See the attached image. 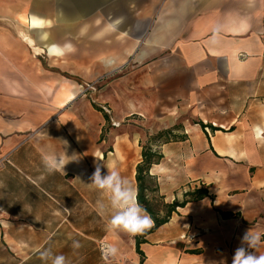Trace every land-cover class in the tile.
Returning a JSON list of instances; mask_svg holds the SVG:
<instances>
[{
  "label": "crops",
  "instance_id": "1",
  "mask_svg": "<svg viewBox=\"0 0 264 264\" xmlns=\"http://www.w3.org/2000/svg\"><path fill=\"white\" fill-rule=\"evenodd\" d=\"M165 4L167 17L161 18L157 32L161 42L150 58L143 53L136 60L142 84L153 91L159 122L182 119L186 139L153 146L162 159L150 175L166 204L183 202L186 193L198 189H206L209 197L178 208L169 223L145 239L144 264H232L249 229L261 234L252 251L264 255V0ZM28 19L40 20L38 26L28 24L32 29L51 26L36 16ZM48 48L55 55L62 53ZM5 53L10 58L14 47ZM46 119V110L20 96L15 87L0 88V239L12 242L19 223L11 220H22L25 234L31 236L24 243L30 252L25 264L44 248L55 255L62 252L65 230L78 233L73 226L65 227L71 213L58 201L60 209L47 200V208L40 209L48 192L63 196L64 189H76L69 176L79 165L69 162L65 174L45 171L43 152L64 154L62 136L59 147L35 141L33 135L42 133L36 129ZM52 184L59 194L49 189Z\"/></svg>",
  "mask_w": 264,
  "mask_h": 264
},
{
  "label": "rangeland",
  "instance_id": "2",
  "mask_svg": "<svg viewBox=\"0 0 264 264\" xmlns=\"http://www.w3.org/2000/svg\"><path fill=\"white\" fill-rule=\"evenodd\" d=\"M166 2L0 0V88L15 87L20 96L46 110V121L36 129L42 133L33 135L37 136L36 142L46 143L49 148L59 147L62 136L64 152L79 158V165L69 176L76 189H64L63 196L47 191L49 197L43 195L40 202V209L47 208V201L60 209L55 202L58 201L64 212L71 213L64 225L77 228L78 233L65 230V249L57 252L66 256L70 264H138V235L109 230L113 210L108 194L88 183L100 164L102 174L106 175L108 169L117 170L137 195V166L143 161V147L162 146L182 136V119L175 124L159 122L156 107L153 108V91L142 84L141 65L136 60L143 53L146 59L150 58L152 49L161 42L157 32L161 18L167 17ZM19 15L49 20L51 26L32 29ZM49 39L53 44L48 45ZM68 44L72 45V52L65 47ZM48 46L62 53L55 55ZM13 47L15 53L8 58L5 52ZM59 91L74 94L75 100L59 101ZM100 110L109 116V121ZM169 130H174L176 137L167 136ZM15 173L19 174L16 170ZM157 184L155 178H148L146 195L164 218L168 204L158 194ZM49 189L59 194L55 184ZM11 221L19 226L13 228L16 234L11 235L12 242L3 236L0 239V264H25L30 252L24 249V243L31 236L25 234L22 220ZM74 240L80 242L79 249L72 247ZM107 245H115L117 255L106 256L102 250ZM29 264L43 262L37 255Z\"/></svg>",
  "mask_w": 264,
  "mask_h": 264
},
{
  "label": "clouds",
  "instance_id": "3",
  "mask_svg": "<svg viewBox=\"0 0 264 264\" xmlns=\"http://www.w3.org/2000/svg\"><path fill=\"white\" fill-rule=\"evenodd\" d=\"M69 52L73 51L71 44L65 46ZM78 156L73 154L68 156L66 152L63 155L43 152L41 162L48 174L54 172L64 173V168L69 162H78ZM89 187L100 190L108 194V200L113 213L108 223L109 230L124 231L132 236L143 235L155 225V221L147 210L140 204L137 195L130 185V182L122 177L115 170H109L106 175L102 174L101 165L97 164L95 171L90 177ZM104 205L101 204V208ZM261 241V234L253 233L250 229L243 235L241 246L235 250L232 258V264H264V255H257L253 249H256ZM72 247L79 249V241H73ZM106 256H115L118 249L115 245H107L102 250ZM39 258L43 264H70L68 258L64 255H54L50 248H44L38 251ZM220 264H225L221 261Z\"/></svg>",
  "mask_w": 264,
  "mask_h": 264
},
{
  "label": "trees",
  "instance_id": "4",
  "mask_svg": "<svg viewBox=\"0 0 264 264\" xmlns=\"http://www.w3.org/2000/svg\"><path fill=\"white\" fill-rule=\"evenodd\" d=\"M100 112L103 113L104 118L106 121H109V116L104 113L102 110ZM203 128H205L204 124L199 123ZM213 131L216 129L212 128ZM160 135V134H159ZM182 136L179 137L178 141H185L186 135L181 134ZM167 136H174L176 137V134H174V130H169L167 132ZM168 143V142H167ZM153 147V146H152ZM151 146H146L143 147V152H142V158L143 161L137 166V175H136V180L138 183L137 186V198L140 202V204L147 210V212L152 216L153 220L155 221L154 227H152L150 230L145 232L143 235H138L135 238V251L136 254L140 257V263L139 264H144L145 262V254L141 250V245L147 243L146 238L158 231L162 226L166 225L169 223L172 215L177 212L178 208H184L187 203L192 202V201H199L202 200L206 197H209V193L206 189H198L195 190L194 192H188L184 196V201L179 202L175 201L173 204H168L166 205V215L164 218H161L158 213L155 211L153 208L151 202L148 200L146 191H147V186L146 182L147 179H152L153 177L150 175V170L153 165L158 164L161 159L162 155L158 154V152L154 151Z\"/></svg>",
  "mask_w": 264,
  "mask_h": 264
},
{
  "label": "bare ground",
  "instance_id": "5",
  "mask_svg": "<svg viewBox=\"0 0 264 264\" xmlns=\"http://www.w3.org/2000/svg\"><path fill=\"white\" fill-rule=\"evenodd\" d=\"M18 17L25 24H31L32 26H38L40 24V20H37V19L30 20L25 15H19ZM58 94L61 95L65 99V101L71 102L75 99L74 94H69L64 91H61V92L59 91ZM65 101H63V103Z\"/></svg>",
  "mask_w": 264,
  "mask_h": 264
},
{
  "label": "built area",
  "instance_id": "6",
  "mask_svg": "<svg viewBox=\"0 0 264 264\" xmlns=\"http://www.w3.org/2000/svg\"><path fill=\"white\" fill-rule=\"evenodd\" d=\"M106 248V246L103 247V250Z\"/></svg>",
  "mask_w": 264,
  "mask_h": 264
},
{
  "label": "water",
  "instance_id": "7",
  "mask_svg": "<svg viewBox=\"0 0 264 264\" xmlns=\"http://www.w3.org/2000/svg\"><path fill=\"white\" fill-rule=\"evenodd\" d=\"M67 20V19H66ZM49 42H52L50 39H49Z\"/></svg>",
  "mask_w": 264,
  "mask_h": 264
}]
</instances>
